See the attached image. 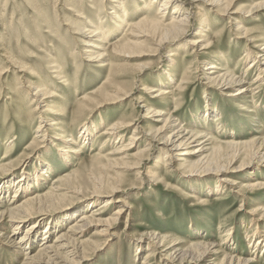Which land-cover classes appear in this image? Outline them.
I'll return each mask as SVG.
<instances>
[{"label": "rangeland", "instance_id": "rangeland-1", "mask_svg": "<svg viewBox=\"0 0 264 264\" xmlns=\"http://www.w3.org/2000/svg\"><path fill=\"white\" fill-rule=\"evenodd\" d=\"M152 1L0 0V184L21 178L33 181L37 170L44 167L51 173H47L49 175L40 187L28 193L18 192L19 202L28 196H44L47 192L63 196L40 204L43 210L32 213V218L20 224L16 234L8 224L10 228L3 231L6 234L4 237L9 236L12 241L20 243L29 225L36 221L39 228L31 255L36 254L40 248L43 249V241L55 244L56 237L69 233L79 217L74 215L77 210L86 209L88 204L96 207L107 200L105 194L112 186L117 193L115 199L110 200L111 206L105 215L112 216L118 207L124 206L131 214L128 219L127 215L124 216L114 230L103 236L100 235L101 229L93 228L83 236L74 237L76 243L71 244L67 251H79L78 264H146L143 261L147 244L153 238L140 236L154 231L179 240L175 257L183 254L181 252L187 243L200 241L203 249L208 244H214L216 248L221 246V250L228 255L254 260L252 264H264V248H261L264 247V217L259 218V214L254 212L264 208V84L258 87V83L252 88L256 96V111L251 114L242 111L243 103H247L229 96L242 86L231 89L230 93L226 90L223 94L216 86L212 87L208 80L210 71L206 70V65L217 54L201 51L198 45H190L197 39L201 26L200 7L212 23L208 34L210 39L214 34L225 31L224 38L216 41L220 47L216 52L224 55L230 66L235 67L236 77L244 78L248 84L253 83V74L246 77L245 72L254 57L244 59L245 47L249 42L237 27L241 24L242 28L264 34V8L255 9L256 5L264 4V0H233L226 13H222L218 7H211L210 1L175 0L163 12L165 24L171 22L176 5H180L179 13L183 17L189 9L191 14L197 12L198 15L196 18L193 15L192 20L190 18L192 24H188L186 36L167 44L162 50L147 35L142 34L138 38L131 36L130 32L131 23L148 17L157 18L163 0H156L152 7L145 8V3ZM136 3L140 4L139 11L129 16V23H122L123 12H131ZM116 16L119 17L118 27H115ZM94 31L99 34L95 36ZM129 41L140 44L130 50L131 53H121L119 46ZM250 47H254L253 44ZM252 50L256 53L260 51L255 47ZM91 54H104L105 61H89ZM175 54L176 57H171ZM198 54H204L200 56L202 59ZM194 64L190 86L183 93L185 96L179 106L178 117H173V103L154 98L153 93L147 92V87L163 88L162 83L164 87L165 84L167 86L171 79L168 73H171L174 81L170 85L175 90L181 81V71L185 66L190 68ZM112 65L115 66L114 70L111 69ZM57 71L62 72V77ZM114 73L116 80L122 84L121 88L115 86L116 82L107 83ZM44 84L46 87H39ZM32 86H36V89L29 91ZM106 87L107 90L100 91ZM38 89H42V93L52 91L54 96L51 99L40 96L42 93L35 96ZM248 96V104H251L252 99ZM166 103L170 105L171 116L178 118L177 124L185 126L189 132L192 129L201 130L202 125L206 133L208 128L214 132L216 144L213 142L211 146L223 143L222 157L233 155L234 150L225 145L231 141L244 144L253 138H261L256 143L262 144L248 150L242 148L245 144L239 146L240 149L236 146V162L227 164L228 160L223 161L225 168L210 172L200 170L195 173L201 174L197 177L182 174L184 170L178 167L181 174L176 168L170 170L169 167L177 166L178 161L166 166L162 158L166 151L164 141L171 129L165 128V134L159 132L156 137L153 133L164 127L161 121L165 115L151 117L146 111L152 104L153 108L163 110L164 107L160 105ZM208 103L218 110V114L221 113V119L216 120L214 113L206 124L201 121L202 125L195 126L194 115L204 116ZM61 106L63 116L59 111L51 113L53 108ZM123 116L130 124L129 129L127 127L123 131L122 141L127 142L132 136L135 140L128 156L123 153L114 156L119 141L108 136L117 118ZM54 121L60 125L50 127ZM40 125L43 131L38 132ZM84 125L94 130L86 139L82 138ZM224 126L234 128V137L229 134L231 130L223 131ZM94 127H98V130ZM183 133L181 136H185L186 133ZM70 135L74 141L77 140L75 145L67 143ZM206 139L202 137L201 142L191 145V149L199 143L210 145ZM7 152L10 153L9 158L6 157ZM135 153L139 155L135 157ZM63 154L67 156V161ZM9 162L13 164L7 166ZM149 171L163 176L158 180V185L147 175ZM216 171L220 177L215 174ZM56 176L69 178L70 181L59 187L60 183H55ZM233 183L238 189L231 185ZM219 185L224 186L225 193L217 192ZM240 185L243 189L239 188ZM191 187L198 190L197 194L202 196L199 195L205 203H197L190 197L195 191ZM14 190L13 187L9 190L6 187L0 199V213L12 208L14 200L17 202ZM238 190L240 194L235 193ZM209 191L213 192L210 194ZM217 194L220 199H215ZM57 223L62 226L52 233L49 231L50 237L43 240L44 232L55 228ZM3 229L1 227L0 231ZM251 237H254L252 244ZM256 240L262 242L261 247H255ZM167 243V247L155 252L152 264H201L194 261L190 254L183 261H178L180 257L172 261L167 253L173 246ZM138 247L142 248L141 252L136 251ZM19 248L21 250L19 244L0 239V263L22 264L24 258L22 253H18ZM65 252L60 250L59 254H51L54 264L69 262L64 258ZM54 255H58L59 259ZM209 256L212 257L211 264L218 263L221 258L218 254Z\"/></svg>", "mask_w": 264, "mask_h": 264}, {"label": "bare ground", "instance_id": "bare-ground-1", "mask_svg": "<svg viewBox=\"0 0 264 264\" xmlns=\"http://www.w3.org/2000/svg\"><path fill=\"white\" fill-rule=\"evenodd\" d=\"M194 1L203 2V0H194ZM206 1H210L211 4L209 3V5H211V7H213V8L218 7V10H220L222 13L228 12L229 8L231 7L230 5H232L231 3L233 2V0H205L203 3H205ZM155 2H156V0L152 1L151 3H145V8L149 9L150 7H152V4ZM171 2H175V0H163L162 5H160V9H159L157 18L154 19V18L148 17V18H145V19L139 21L138 23H134V24L131 23L130 24V32H132L131 36L133 35V36L139 38V37H141L140 35H142V34L147 35L149 38L153 39L154 43L159 48V50H162L163 48H165L167 46V44L173 43L177 39L183 38L184 36H186L188 34V29H189L188 24H190V22L192 24V21H190V18L192 20L193 15L196 18V16L199 14L201 17V20H200L201 26L199 27L198 33L196 35L197 39L194 40L193 44H190V45L195 46V47H196V45H198L199 47H201V51H207L208 53L217 54L216 56L211 57L210 62L206 65V66H208L206 70L210 71L207 75H210L208 80H209V82H211L210 83V84H212L211 86L212 87L216 86L215 88H217V90L223 94H224V91H226V90H227V93H230V92H232L231 89H233L235 87L242 86L241 88L237 89L235 94L232 93L229 96L232 98H235L236 101L237 100L242 101V102L245 101V103H247V104L243 103V105H242L243 110L242 111L245 110V111L249 112L250 114L254 113L256 111L254 108V105L256 104V96H255V94L253 92L254 90L252 88L254 87V85H256L258 83H259L258 87L264 84V34L259 32V31L255 32L252 30H248L246 28H242V26L240 27L241 24H239V26L237 27V30L240 31L241 32L240 34L243 35L242 37L246 38V41L250 43V44L247 43V46L245 47L246 49H245V55H244L245 58L244 59L246 60V58L248 59V58L254 57L253 61H251V63L248 64V66L246 68L247 70L245 72V74H246L245 76L246 77L252 76V74H253V78L255 77L254 78L255 81L253 83L248 84L249 82L246 81L244 78L240 79V78L236 77L235 67L230 66L228 59L225 58L224 55L219 54L220 52L219 53L216 52L220 48L219 44L218 45L216 44V41L219 40L221 37L224 38L223 34H225V31L214 34V37H211V39H210L208 34L211 31L210 28H211L212 23L210 22V19H209L210 17L208 18L205 11L200 9V7H198V8H199V10H201V12L199 11L198 14H196L197 12L196 13L194 12L193 14H191V11L189 9L186 12L187 15L185 17H183L182 14L179 13V11H181L180 5H176V7H175L176 9L173 12V14H175V15L172 17L171 22H169L168 24H165V22H166L164 20L165 15L163 14V12H165V9H167V7H169V4ZM141 6H143V5H141ZM259 8L263 9L264 4L260 3V4L256 5L255 9H259ZM139 9H140V4L136 3V5L133 6V10L131 12L129 11L128 13H125V11H124L123 12L124 17H123V20L121 22L122 23L128 22L129 16L132 13L139 11ZM178 14H179V16H178ZM127 16H128V18H127ZM116 19H117V23L115 24V27H118L119 17L116 16ZM92 33L95 34V36H97L99 34V32H96V31H94ZM134 33H137V34L134 35ZM95 36H93V37H95ZM238 37H240V36H238ZM130 39H133V38L130 37ZM139 44L140 43H138V42H130L129 41V42H125L122 46H119V48H121V50H120L121 53L128 54V53H131L130 50H132L136 46H139ZM252 44L256 49H259L260 51L256 50V51H258L257 53L253 52L252 48L254 49V47H250V45H252ZM90 47H93V46L90 44ZM212 51H215V52H212ZM176 54L173 56L171 55V57H176ZM102 55H104V54H98V55L97 54H91L89 57H91L92 60L90 59L89 61H99L100 63L104 62L106 55H104L105 57ZM202 55H204V54H198V57L201 58L200 56H202ZM109 58L112 59V56H109ZM239 65H240V63H239ZM194 66H195V64L192 65L190 68H188L189 66H185L184 70L181 71V73H182L181 74V81L179 82V87L175 90H172V87H171L172 85H170L174 81V78L171 75V73H168V76L171 79H169V81H168L169 83H167V86L165 84V87H164V84L162 83L163 88L160 87L159 89H155V88H148L147 87V92L150 91L149 93H153L155 95L154 98H158V99H160V101L166 100V102L168 100H170L173 103L174 112H175V113H173V117H178L177 113L180 111L179 106H180L181 102L183 101V96H185L183 93L187 89H189L188 86H190V82L192 79V78H190L191 77L190 74H191V71L193 70ZM114 68H115V66L112 65L111 69L114 70ZM57 72H55V73H57ZM61 73L62 72H60V73L58 72V75L61 76ZM0 74H1V72H0ZM110 74H111V71H110ZM116 78H117L116 73L110 75L109 82L107 81V83L115 84V82H116L115 86H117L118 88H121L122 84H120L116 80ZM39 87L43 88V87H46V85L45 84L40 85ZM32 88L35 90L36 86L35 87L34 86L29 87V91ZM105 90H107V87L101 89L100 91L103 92ZM38 93L39 94L42 93V89H38L37 92L35 93V96H37ZM52 93H53L52 91L45 90V91H43L42 94H40V96H47L44 98L51 99L54 96V94L52 95ZM248 95H250V98L252 99L251 104L250 103L248 104V100H247V98H249ZM153 104H152V106H153ZM152 106H148L146 108V111L152 115L151 117H163V115H165L163 118V121H161L164 123V127L162 129L155 130L153 134L155 136L158 135L159 132L165 134L164 133L165 128H167V130L171 129L170 135L167 136V138L164 141L166 151H164V157L162 158L163 159L162 161L164 163H166V166H167V165H170L173 161L177 160L178 165L175 167H169V169L171 170V168H174V169L176 168L175 170L178 172H179V169L180 170L183 169L184 171L182 172V174H184V175L189 173V175H191L192 177H197L201 174L196 175L195 173H198V171H200V170L201 171L204 170V172H210L213 169H215L218 171L219 169L225 168L222 166L223 161L228 160L227 164H232L233 162H236L238 160L237 157L235 156L236 153L238 152V150H235L236 146H238L237 149H240L239 146L241 147L245 144L242 148L245 150H248L249 148L252 149L253 147L260 146L262 144L261 143L259 145V143L258 144L256 143V142H259V140L261 138L259 140L258 139L254 140V138H253L251 141H248V142L246 141L244 144H240V143H236L234 141H231V142L225 143V145L228 148H231L234 150L233 155H231L228 158L222 157L220 154H221V150H223V148H224V145H222L223 143H219L218 145H215L216 143L214 142V140H216V138L214 136L215 134H213L214 132H210L211 130H209V128H208L207 129L208 133H206L204 130L205 126L200 124L201 121L204 124H206L208 118L213 116L214 113L216 114V116H215L216 120L221 119V113L218 114V110L214 109L213 107H210L211 105L209 103L207 104V107L205 109L206 113L204 114V116L199 115L200 116L199 117V116H197V114L194 115L195 126L199 127L200 125H202L201 130L192 129V130H190V132L188 131L187 128H185V126H181L180 123L177 124L179 120H178V118L176 119V118H173L171 116L172 113H171V110L169 109V107H170L169 104L166 103V104L160 105V107H164L163 110L153 108ZM156 107H157V105H156ZM59 108H61V109L59 110ZM59 108L58 107L53 108L51 113L53 114V113H56V111H59L60 115L63 116L64 115L63 106H61ZM47 111H49V110H47ZM59 118L61 119V117H59ZM45 120H47V119L45 118ZM102 124H105V122L102 121ZM129 124H130V122L128 121V119H125L123 116L122 118H117V121L112 125V127L110 129L111 133L108 137H113L115 140L119 141V142H117L118 145H117L116 153H114V156H117V153H123L126 156H128L129 153L131 152L132 145L134 144L133 141L135 140V137L134 136L130 137V139L127 142L122 141L124 139L123 131L127 127L129 129ZM58 125H60V124L59 123L57 124V122L54 121V123L52 125H49V126L52 127V126H58ZM225 127L226 126H224L223 131L226 132L228 130L229 131L231 130L230 131L231 133H229V134L231 136H233L234 132H232V131H234V128L232 126H231V128H228V127L225 128ZM94 128L96 129V131L98 130V127H94ZM61 129L64 130L63 127ZM92 129L93 128H90L89 126L84 125L83 131H82L83 132L82 138L84 139V137H85V139H86L89 134H92L94 131V130L92 131ZM37 130H38V132L43 131L42 125H40ZM152 130H154V129H152ZM183 132L186 133L185 136H181V134ZM202 137L204 139L207 138L206 141H207V143L209 142L210 145H207L206 143H205V145H203V143H199L195 146L196 148L191 149V147H192L191 145H194L197 142H201L200 140ZM43 138L45 139L46 136ZM58 138H60V137H58ZM262 141H264V140L262 139ZM34 142H35V140H34ZM69 142H71L72 145H75L77 143V140L74 141L72 139V136L70 135L67 139V143H69ZM213 142L215 143L214 144L215 146H211V144ZM177 152H180V154L179 155L176 154ZM207 152H209V154H207ZM259 153H261V152H259ZM9 155H10V153L7 152L6 157L9 158L8 157ZM138 155L139 154H137V153L134 154L135 157H137ZM262 155L264 156V153ZM183 156H190L191 158L187 159V158H183ZM63 158L65 161H67L66 160L67 156L64 155ZM194 159H196V160H194ZM168 161H170V163H168ZM11 164H13V162H9L6 165L10 166ZM123 164H125V163H123ZM48 171L49 170H47V168L45 169L44 167H42L41 169H38L37 174L35 175L36 179H34L33 181L29 178H21V179H18V181L11 180L13 182H11V183L6 182L4 184L3 183L0 184V192H1L0 193V199H1V196L6 192L5 191L6 187L8 188V190L11 189L12 187L15 188L14 198L17 199V202H16V200H14V202L12 203V205H13L12 208L8 209L7 211H3L0 213V230H1V227H4V229L2 231H0V239H2L4 242L8 241V243H10V244L14 243V244L20 245L21 250L19 248L18 253H22L21 256H23V258H24V262L22 264H48L49 262L50 263L52 262L54 264L53 256L51 257V254L52 253L53 254H59L60 250L61 251L66 250L64 258L66 257L67 260H69V262L68 263L66 262L65 264H78L79 260H77V257L78 258L80 257L79 251H77L76 249H72L71 251H67L71 247V244L76 243V239L74 237L83 236L84 234L87 233V231H90L93 228L98 230V231L101 229L100 235L103 236V234L111 232L113 228L118 226V222L121 219H123L124 216L127 215V219H128L131 212H130V210H126L125 209L126 206H124V207H118V209L116 210V212L112 216H106L105 215V212L108 211V207L111 206L110 200H114L115 194L117 193V190L114 187L110 186L109 191L105 194L108 198L107 200L98 204L96 207H92V205H89V204L86 205L85 208L91 209L90 211H86V209H81L79 211L77 210V213H74V215H79V217L77 220H75L76 222H75V224L72 225L68 234L62 233L59 236L57 235L58 237L55 238V244L51 243L50 241L49 242L43 241L41 243V246L43 249L40 248L38 253L31 255L32 249H33L32 247L36 242L35 238L37 236V230L39 228V225L36 221L29 225V227L26 230L27 234H25L23 236V238L20 240V243L15 242V240H13L14 241L13 242L11 240V237L9 238V236L4 237V236H6V234L3 231H6L7 227L10 228V226H11L14 229L12 232L14 234H16L15 232H16V230H18L20 228V224H23V222H25L26 220L31 219L33 216L32 213H37L38 210L42 209V208H40V204L42 205V204L48 202L49 200L54 201L51 199L54 197H58V198L63 197L62 195L56 196V194H54V192H49V193L47 192V194L44 196L43 195L41 196V194H38L34 198L31 196H28L25 200H23L22 202H19L18 198L20 196H18V192L24 191L25 193H28L29 191H31V189H33L35 187H37V188L40 187L42 185L43 181H45L46 177H48V175L51 173V172L49 173ZM217 171L215 172V174L218 177H220L218 175L219 172H217ZM47 173H49V174H47ZM147 175H149L151 177V179L154 180V182H156L157 185L159 184L158 180L163 178V176L160 173H154V171L153 172L152 171L147 172ZM68 179L67 178H60V177L56 176L55 183H60L59 184V187H60V186L65 185L66 183H68L70 181V180L68 181ZM223 182H225V181H223ZM101 184H103V183H101ZM231 185H233V187H234L236 184L233 183ZM242 187H243L242 185L239 186V188L243 189ZM191 188L193 191L194 190L195 191H194V193H191L192 196H190V197L194 198V200L197 203L198 202L205 203V201L202 200V198H201L202 196L200 194H197L198 190L193 189V187H191ZM59 189H61V188H59ZM96 189H98V188H96ZM216 189H217V192H220V191H224L223 193L226 192L225 190H223L224 189L223 185L217 186ZM235 189H238V188H235ZM241 189H240V191H241ZM55 190L56 189H54V191ZM212 192L213 191H209L210 194ZM230 192H233V190L230 189ZM59 193H61V192H59ZM235 193L240 194L239 190H238V192H235ZM218 197H219V195L217 194L215 199H220ZM109 198H111V199H109ZM128 211H129V213H127ZM254 212H255V214L256 213L259 214V218L264 217V208H262L260 210H254ZM73 216H71V218ZM39 223H41V221ZM61 226L62 225L60 223H57V224H55V228H53L52 230H46L44 232L45 234H44L43 240L48 239V237H50L49 235H51L50 233H52L55 229H57ZM49 231H50V233H49ZM254 235H256V230H255ZM144 236H149L150 238H153V239H151V242L149 241V243L147 244V253H145V258L143 261V263H146V264H152V260H155L153 258V257H155V252L158 251L161 247H167L166 246L167 242H169L171 244V246H173V248L171 247V249H169L168 250L169 252L167 253V254H169V258H171L172 261L176 260L178 257H180L178 259V261H183L190 254V256L193 258V260L198 262V263L201 262V264H211L210 258H212V257L209 255L215 256L218 254L221 256V258L218 261V263H215V264H252V263H254V260H249V259L243 260V259L237 258L233 255H228L227 253L224 252V250H221V246L216 248V246H214V244L213 245L208 244V246H206V248L203 249L202 248L203 243H201L200 241L195 242V243H193V242L187 243V245L184 247V249L181 252L183 254L179 253V256L175 257L176 253L178 252V246L180 245V243H178L179 240H176V238L171 239L167 235L162 236V234H158L156 231H154L153 233H150L148 235H141L140 237L142 238ZM254 237L253 238L251 237L250 244H252ZM232 239L233 238H231V240ZM256 243H257V245L255 244L256 246L255 245H253V246H255L256 248H258L259 246L261 247V245H262L261 241H257ZM261 248H264V247H261ZM136 251L141 252L142 248L138 247V248H136ZM69 255H70V257H69ZM54 256L58 257V255H54ZM58 259H59V257H58ZM62 262H63V259H62Z\"/></svg>", "mask_w": 264, "mask_h": 264}]
</instances>
